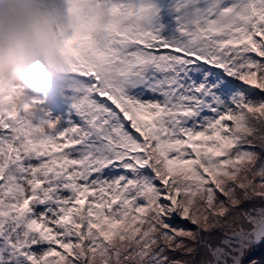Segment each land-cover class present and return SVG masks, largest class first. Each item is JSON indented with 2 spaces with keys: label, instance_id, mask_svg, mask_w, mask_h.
I'll return each instance as SVG.
<instances>
[{
  "label": "snow or ice",
  "instance_id": "snow-or-ice-1",
  "mask_svg": "<svg viewBox=\"0 0 264 264\" xmlns=\"http://www.w3.org/2000/svg\"><path fill=\"white\" fill-rule=\"evenodd\" d=\"M113 13L62 116L0 81V264H264V0Z\"/></svg>",
  "mask_w": 264,
  "mask_h": 264
},
{
  "label": "clouds",
  "instance_id": "clouds-1",
  "mask_svg": "<svg viewBox=\"0 0 264 264\" xmlns=\"http://www.w3.org/2000/svg\"><path fill=\"white\" fill-rule=\"evenodd\" d=\"M94 0L79 8L78 24L83 32L93 25ZM53 15L43 0H0V81L17 90L24 99L23 84L33 76H55L68 71L70 61L63 54L54 31ZM97 33L103 18L97 15Z\"/></svg>",
  "mask_w": 264,
  "mask_h": 264
},
{
  "label": "rangeland",
  "instance_id": "rangeland-1",
  "mask_svg": "<svg viewBox=\"0 0 264 264\" xmlns=\"http://www.w3.org/2000/svg\"><path fill=\"white\" fill-rule=\"evenodd\" d=\"M87 2L88 0H83V2L82 0H48L44 3L49 12V5L53 3L61 7V9L58 8V11L65 24L64 34L66 38L62 43L58 42L61 48L64 47L62 52L68 57L70 67L68 71L55 76L37 74L25 81L22 87L24 99L38 101L36 107L47 110L53 118L62 116L70 109L72 103L70 97L73 95L74 77L72 75L75 55L84 49L107 54L117 39L118 25L115 23L116 17L113 9L119 7V0H96L94 3L95 12L91 16L93 27L89 31L83 32L79 28L78 12L80 6ZM97 15L103 18V27L99 33L94 27ZM180 226L192 230L196 228L195 225H191L187 221H182Z\"/></svg>",
  "mask_w": 264,
  "mask_h": 264
},
{
  "label": "trees",
  "instance_id": "trees-1",
  "mask_svg": "<svg viewBox=\"0 0 264 264\" xmlns=\"http://www.w3.org/2000/svg\"><path fill=\"white\" fill-rule=\"evenodd\" d=\"M259 127H260V134H264V124L260 125ZM255 150L258 151V152L262 151V149H261L259 146H257V147L255 148ZM221 198H223V197H221ZM254 206H255V207H260V206H264V204L257 203V204L254 205ZM254 206H253L250 202H244V203L241 205V207H242L244 210H249V209H251V208L254 207ZM195 227H196V226H195ZM244 227H245L247 230H249V229L252 227V225H250V224H245ZM252 255H253L255 258H257L258 260L264 258V245H261V246H258L257 248H255V249L253 250Z\"/></svg>",
  "mask_w": 264,
  "mask_h": 264
}]
</instances>
